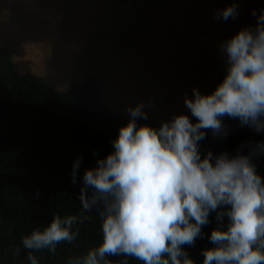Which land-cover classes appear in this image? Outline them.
Returning <instances> with one entry per match:
<instances>
[{
  "label": "clouds",
  "instance_id": "9594fccd",
  "mask_svg": "<svg viewBox=\"0 0 264 264\" xmlns=\"http://www.w3.org/2000/svg\"><path fill=\"white\" fill-rule=\"evenodd\" d=\"M251 14L255 27L218 45L226 71L222 82L210 95L197 88L191 99L185 94L184 105L197 122L172 115L159 128L138 125V120L149 119L144 109L154 103L125 106L130 119L111 141L114 151L83 173L82 212L53 216L42 231L34 229L22 238L30 264H38L33 251L54 253L62 241L73 242L79 236L73 226L91 220L85 213L93 209L101 222L102 243L68 264H113L110 256L125 257L119 264H127L129 257L143 264H194L183 246L204 238L202 228L213 212L217 225L208 240L214 247L201 250L203 264H264V178L254 162L264 156V141L247 142L246 155L244 145L235 155L208 151L202 158L200 151L205 130L213 137L229 135L225 117L264 133V9ZM237 16L236 3L215 14L225 21ZM82 159L73 162V185Z\"/></svg>",
  "mask_w": 264,
  "mask_h": 264
},
{
  "label": "rangeland",
  "instance_id": "374dc122",
  "mask_svg": "<svg viewBox=\"0 0 264 264\" xmlns=\"http://www.w3.org/2000/svg\"><path fill=\"white\" fill-rule=\"evenodd\" d=\"M237 4L238 16L217 20ZM264 0H0V46L20 73L64 89L88 75L102 79L101 100L115 114L145 108L159 124L196 119L184 105L192 89L215 90L225 69L218 45L255 27Z\"/></svg>",
  "mask_w": 264,
  "mask_h": 264
},
{
  "label": "trees",
  "instance_id": "16d2710c",
  "mask_svg": "<svg viewBox=\"0 0 264 264\" xmlns=\"http://www.w3.org/2000/svg\"><path fill=\"white\" fill-rule=\"evenodd\" d=\"M225 75V69L218 72L215 88ZM102 85L100 77L88 75L77 84L56 89L41 76L18 72L11 53L0 46V264H30L22 238L34 229L42 231L53 216L82 212L79 195L84 171L95 168L98 159L114 151L111 141L130 119L106 108L101 100ZM148 117L137 124L160 127L155 118ZM224 123L227 137H213L211 130H205L206 139L200 142L202 158L208 151L235 155L242 145L246 155L247 142L264 141V133L240 127L238 120L225 117ZM81 156L73 185L72 165ZM254 162L257 174L264 178V156ZM85 215L92 219L73 226V231L79 229L73 242L62 241L54 253L33 251L38 264H68L102 243L98 213L93 209ZM215 217V212L210 213V223L202 228L203 239L198 238L192 247L183 246L194 264H203L202 249L214 247L208 237L216 228ZM223 222L226 227L228 218ZM108 259L119 264L125 257ZM127 264L143 262L129 257Z\"/></svg>",
  "mask_w": 264,
  "mask_h": 264
}]
</instances>
